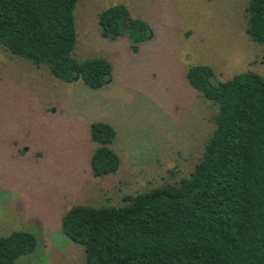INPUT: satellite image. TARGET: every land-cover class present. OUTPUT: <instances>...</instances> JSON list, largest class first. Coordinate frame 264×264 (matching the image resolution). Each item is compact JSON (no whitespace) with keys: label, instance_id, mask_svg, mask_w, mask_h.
I'll return each mask as SVG.
<instances>
[{"label":"rangeland","instance_id":"obj_1","mask_svg":"<svg viewBox=\"0 0 264 264\" xmlns=\"http://www.w3.org/2000/svg\"><path fill=\"white\" fill-rule=\"evenodd\" d=\"M249 0H78V60L113 66L111 81L91 89L54 77L47 65L0 45V236L36 234L19 264H85V248L62 230L73 205L122 206L126 195L190 176L214 131L218 108L191 86L193 65L214 69L218 85L252 71L264 76V45L247 33ZM125 4L150 26L139 50L127 35H101L99 14ZM112 124L117 172L95 176L90 126Z\"/></svg>","mask_w":264,"mask_h":264},{"label":"trees","instance_id":"obj_2","mask_svg":"<svg viewBox=\"0 0 264 264\" xmlns=\"http://www.w3.org/2000/svg\"><path fill=\"white\" fill-rule=\"evenodd\" d=\"M78 0H0V45L12 56L47 65L57 79H77L91 89L107 85L113 66L104 57L78 60L75 8ZM247 33L264 45V0H249ZM101 35H127L132 48L150 26L127 5L99 14ZM214 69L193 65L187 78L217 106L216 127L190 176L176 184L126 195L122 206L77 204L62 218V230L85 248V264H264V76L242 72L218 85ZM97 144L95 176L121 165L112 148L117 132L105 121L90 126ZM38 244L36 234L15 230L0 236V264H19Z\"/></svg>","mask_w":264,"mask_h":264}]
</instances>
